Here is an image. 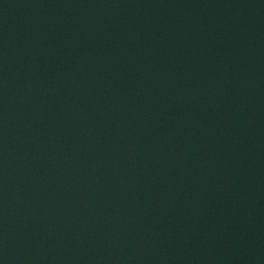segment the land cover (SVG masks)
<instances>
[{"label":"water","instance_id":"1","mask_svg":"<svg viewBox=\"0 0 264 264\" xmlns=\"http://www.w3.org/2000/svg\"><path fill=\"white\" fill-rule=\"evenodd\" d=\"M0 264H264V0H0Z\"/></svg>","mask_w":264,"mask_h":264}]
</instances>
